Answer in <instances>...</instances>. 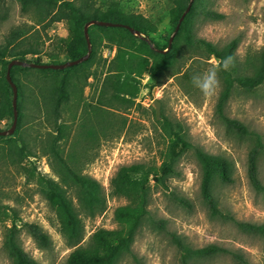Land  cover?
<instances>
[{
	"label": "rangeland",
	"instance_id": "obj_1",
	"mask_svg": "<svg viewBox=\"0 0 264 264\" xmlns=\"http://www.w3.org/2000/svg\"><path fill=\"white\" fill-rule=\"evenodd\" d=\"M119 1L125 10L141 13L156 22L158 33L154 37L166 46L176 29L170 18L173 0ZM207 9L223 14L224 18H208L203 12ZM33 18V11H22L18 1L0 0V45L6 42L13 30L29 31L23 37L22 47L32 44L40 50L43 61L49 62L48 54L57 51L60 37L68 36L67 28L63 23L48 25L47 21L37 24ZM195 34L219 46L238 38V61L246 63L248 56L258 55L264 48V0H206L203 10L195 18ZM115 53L116 48L103 43L91 68L98 71V76H91L88 80L81 77L74 81L70 102L63 107L60 119L70 128L69 139L62 143L65 152L71 150L72 142L79 136L83 117L86 118L98 104L101 81ZM61 58L65 59L64 56ZM195 72L201 76L198 83L193 82ZM19 78L27 95L22 132L24 129L23 135L35 153V156L25 159V164L35 162L40 173L58 180L51 167L52 159L40 144V140H46L48 133L56 127L54 116L49 114L46 104L48 92L56 85L54 76L30 71L20 73ZM143 81L148 83L151 80L145 76ZM222 89L217 59L195 57L183 65L180 74L170 77L152 93L144 87L133 107L118 104L105 106L110 117L113 116L121 124L125 121L126 125L122 132L109 128L105 135L100 133L97 139L84 141L77 147L79 151L85 150L84 172L100 181L108 200L102 214L92 219L85 218L84 243L100 228H118L115 210L127 204L125 198L114 197L110 193V181L118 168L134 162L162 163L167 138L160 121L168 117L185 127L196 147L224 156L232 163V180L222 182L216 179L213 185L214 198L225 216L214 214L211 205L203 199L202 167L194 149H191L180 158L174 174L167 176V170L163 172L168 179V189L152 182L149 209L154 217L163 222L164 228L145 221L136 236L133 253L125 254L118 264H181L173 234L193 247L215 243L231 251L196 259L192 264H264V236L243 231L236 224V221L264 224V190H258L251 184L247 172L249 153L255 140L229 129L218 115L217 103ZM157 99L161 102L159 119L154 105ZM226 114L245 123L264 141V84L252 91L235 87L227 103ZM12 125L13 120H7L1 127L8 130ZM14 133L9 135L15 136ZM16 140L19 141L18 138ZM6 147L7 144L0 140V201L14 207L23 221L41 224L53 242L51 249H41L23 230L22 245L40 264H67L73 248L60 231L55 210L37 183L14 165L6 154ZM259 177L264 186V155L259 158ZM177 195L185 197L190 205H182L176 200ZM2 229L0 223V264H11L2 249Z\"/></svg>",
	"mask_w": 264,
	"mask_h": 264
},
{
	"label": "trees",
	"instance_id": "obj_2",
	"mask_svg": "<svg viewBox=\"0 0 264 264\" xmlns=\"http://www.w3.org/2000/svg\"><path fill=\"white\" fill-rule=\"evenodd\" d=\"M25 12L33 11L34 21L48 25L63 23L68 31L67 37H60L57 51L49 53V62L43 61L40 50L32 44L22 47L23 37L29 31L16 29L0 45V132L4 131L2 123L14 121V90L7 79L11 61L22 60L31 63H64L78 60L88 51L85 25L92 20L109 21L128 25L140 32L134 34L124 26H89L91 53L87 60L64 69H41L22 65L11 68V76L18 88L17 110L18 125L12 135L0 136L7 144L6 153L15 166L28 174L29 179L37 183L40 191L55 210L61 233L73 248L67 264H118L125 254L133 253L136 236L145 221L164 228L163 222L154 217L149 209L152 182L161 184L165 189L170 186L165 175L174 174L180 158L194 149L202 167L201 193L203 199L211 205L214 214H221L213 195L215 180L230 182L232 163L224 156L210 154L196 147L189 139L188 131L179 122L168 117L160 121L167 138V148L160 165L156 162H134L118 168L110 181V193L114 197L125 198L127 204L115 210L116 229L100 228L95 231L88 242L84 243L86 234L85 218H95L107 208V194L98 179L84 172L85 150L79 151L78 145L94 140L109 128L122 132L119 120L110 117L105 106L120 105L131 108L136 104L141 90L145 87L149 93L162 86L172 76L180 74L183 65L192 58L209 60L217 59L223 89L217 103V113L226 126L240 136L253 137L255 144L248 158V177L258 190H264L259 177V158L264 155V141L261 135L253 133L242 121L226 114L227 103L235 89L240 87L247 91L256 90L264 84V48L256 56H248L246 63H239L237 50L238 38L231 39L223 46L200 38L195 34V18L203 10L206 0H193L190 11L183 18L173 42L162 46L154 37L158 25L149 17L127 11L119 0H16ZM191 0H173L170 10L172 24L177 27ZM204 15L211 19H222L224 15L207 9ZM116 48L115 56L110 60L106 76L103 77L98 104L83 117L79 136L71 144V150L65 152L62 143L69 139L70 128L60 122L61 112L70 102L74 81L84 77H97L98 71H92L103 44ZM28 56H32L29 58ZM61 56L65 59L62 60ZM193 65V63H192ZM39 71L54 76L56 85L46 96L50 115L54 116V130L48 133L46 140H40L42 150L51 159V167L58 180L43 175L38 171L35 162L25 164V159L35 156L29 147L22 126L26 118V91L19 78L20 73ZM102 74V72H101ZM150 82L144 83L145 76ZM201 76L195 72L193 82L198 83ZM92 108V107H91ZM28 133V132H27ZM27 135V134H26ZM39 137V136H38ZM16 138L19 139L16 140ZM36 139V137H35ZM39 140V139H38ZM36 141V143L38 142ZM166 171L164 175L163 172ZM71 192L73 195H71ZM182 205L189 206V201L182 196H175ZM84 216V218H83ZM225 216V215H222ZM0 223L3 227L2 249L9 257L11 264H40L28 253L21 241L23 230L35 240L41 249L52 248V239L44 227L36 222H26L12 206L0 201ZM243 231L264 236V224L236 221ZM173 240L180 251L181 264H192L196 259L213 256L217 253H231L230 250L215 243L203 247H193L184 239L173 234ZM237 258L241 257L232 251Z\"/></svg>",
	"mask_w": 264,
	"mask_h": 264
},
{
	"label": "water",
	"instance_id": "obj_3",
	"mask_svg": "<svg viewBox=\"0 0 264 264\" xmlns=\"http://www.w3.org/2000/svg\"><path fill=\"white\" fill-rule=\"evenodd\" d=\"M192 2H193V0L190 1L186 11L184 12V14H183V16H182V18L180 20V23L177 25V27L175 29V32H174L173 36L170 38V45L173 42V39H174L175 35L177 34V32H178V30L180 28V25H181V22H182L183 18L190 11L191 6H192ZM92 24H98V25H102V26H124V27L130 29L134 34L140 35L139 31L135 30L134 28H131L128 25H124V24H120V23H113V22H109V21L92 20V21L88 22L85 25V35H86V38H87V41H88L89 51H88V53L85 56L81 57L80 59L74 60V61H67V62H64V63H44V64L31 63V62L22 61V60H13V61H11L10 64H9V67H8V71H7V79H8L9 83L11 84V86L13 87V90H14V100H13L14 121H13V125H12V127L10 129L0 132V136L13 134L15 132V129H16V126H17V122H18V110H17L18 88H17L16 83L12 79L11 68L14 65H22V66H28V67L41 68V69H47V68L64 69L66 67L73 66V65H76V64H78V63H80V62H82L84 60H87L89 58V56H90V53H91V42H90V39H89L88 30H89V26L92 25ZM154 105L156 107V117L159 119L160 112H161V102H160V100H158V99L155 100L154 101Z\"/></svg>",
	"mask_w": 264,
	"mask_h": 264
},
{
	"label": "built area",
	"instance_id": "obj_4",
	"mask_svg": "<svg viewBox=\"0 0 264 264\" xmlns=\"http://www.w3.org/2000/svg\"><path fill=\"white\" fill-rule=\"evenodd\" d=\"M148 77H149V76L147 75L146 78L148 79Z\"/></svg>",
	"mask_w": 264,
	"mask_h": 264
}]
</instances>
